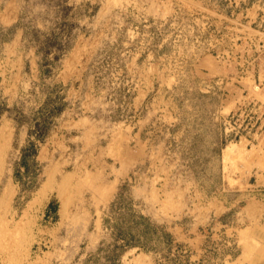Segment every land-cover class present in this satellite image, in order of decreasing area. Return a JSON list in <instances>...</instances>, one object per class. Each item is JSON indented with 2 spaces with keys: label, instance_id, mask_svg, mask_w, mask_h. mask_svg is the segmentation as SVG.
Wrapping results in <instances>:
<instances>
[{
  "label": "rangeland",
  "instance_id": "obj_1",
  "mask_svg": "<svg viewBox=\"0 0 264 264\" xmlns=\"http://www.w3.org/2000/svg\"><path fill=\"white\" fill-rule=\"evenodd\" d=\"M263 61L264 0H0V264H264Z\"/></svg>",
  "mask_w": 264,
  "mask_h": 264
},
{
  "label": "bare ground",
  "instance_id": "obj_2",
  "mask_svg": "<svg viewBox=\"0 0 264 264\" xmlns=\"http://www.w3.org/2000/svg\"><path fill=\"white\" fill-rule=\"evenodd\" d=\"M5 3H6V2H5ZM10 4H11V2H10ZM10 4H9V5H10ZM6 5H7V4H6ZM13 5H14V4H13ZM13 5H12V6H13ZM15 5H16V3H15ZM16 6H17V5H16ZM13 7H14V6H13ZM14 8H15V10H16L17 7H14ZM14 8H11V9H14ZM19 9H20V8H19ZM6 10H7V9H6ZM5 12H6V11H5ZM2 16H4V15H2ZM13 17H14V16H13ZM5 21L7 22V19H6ZM15 50H16V49H15ZM17 53H18V52H17ZM73 54H74V53H73ZM207 56H208V55H207ZM209 57H210V56H209ZM17 60H18V59H17ZM214 60H215V59H214ZM205 62H207V60H206ZM263 62H264V61H263ZM5 63H6V62H5ZM14 63H15V61H14ZM218 64H219V63H218ZM212 66H213V65H212ZM212 68H213V67H212ZM262 70H263V69H262ZM17 73H18V72H17ZM64 73H65V72H64ZM249 73H250V72H249ZM63 76H64V75H63ZM261 76H262V75H261ZM64 77H65V76H64ZM244 79H246V78H244ZM244 79H243V80H244ZM247 79H248V78H247ZM248 81H249V80H248ZM251 81H252V80H251ZM243 82H246V80H244ZM243 82H242V84H244ZM227 83H228V82H227ZM248 83L250 84V82H248ZM248 83L246 82L247 85H248ZM228 84H229V83H228ZM244 86H245V85H244ZM235 87H236V86H234V88H232V89H236ZM255 87H256V86H255ZM255 87H254V88H255ZM257 87H258V86H257ZM227 88H228V87H227ZM237 88H238V87H237ZM247 88H248V86H247ZM251 88H252V85H251L250 89H251ZM15 89H16V88H15ZM259 89H260V88H259ZM262 89H263V88H262ZM237 90H238V89H237ZM254 90H255V89H254ZM234 91H236V90H234ZM251 91H252V90H251ZM256 91H257V89H256ZM261 91H262V90H261ZM253 92H254V91H253ZM259 92H260V90H259ZM259 92H257V93L259 94ZM262 92L264 93V91H262ZM262 92H261L260 94H263ZM237 93H239V92H237ZM239 94H240V93H239ZM234 95H235V94H234ZM254 96H256V95H254ZM254 96H253V97H254ZM257 96H259V95H257ZM235 97H236V96H235ZM239 97H240V96H239ZM262 97H263V95H262ZM230 98H231V96H230ZM257 98H258V97H257ZM244 99H245V98H244ZM247 99H248V98H247ZM224 100H225V102L228 103V100H229V99L227 100L226 98H224ZM235 100H236V99H235ZM238 100H239V99H238ZM229 101H230V100H229ZM231 101H232V100H231ZM249 101H250V100H249ZM262 101H263V100H262ZM225 102H223V103H225ZM235 102H236V101H235ZM246 103H247V102H246ZM257 103H258V102H257ZM229 104H230V103H229ZM235 105H236V104H235ZM223 106L225 107V104H224ZM246 106H247V105H246ZM246 106H245V107H246ZM249 106H250V105H249ZM253 106H254V105H253ZM261 106L264 107L263 105H261ZM222 109H223V108H222ZM252 109H253V108H252ZM254 109H255V107H254ZM219 110H220V109H219ZM244 110H245V109H244ZM247 110H248V109H247ZM255 110H257V108H256ZM255 110H254V111H255ZM260 110H261V109H260ZM262 110H263V109H262ZM245 111H246V110H245ZM249 111H250V110H249ZM263 111H264V110H263ZM242 112H243V111H242ZM240 113H241V112H240ZM252 113H253V112H252ZM252 113H251V114H252ZM238 115H239V114H238ZM244 115H245V114H244ZM259 115H260V114H259ZM241 116H243V115H241ZM246 116H247V115H246ZM252 116H253V115H252ZM236 118H237V117H236ZM250 118H251V117H250ZM263 118H264V117H263ZM240 120H241V119H240ZM252 120H253V119H252ZM263 120H264V119H263ZM229 123H230V122H229ZM237 123H238V122H237ZM240 123H241V122H240ZM243 123H244V122H243ZM260 123H261V122H260ZM245 124H246V123H245ZM255 124H256V123H255ZM253 125H254V124H253ZM253 125H252V126H253ZM228 126H229V125H228ZM256 128H257V127H256ZM256 128H255V129H256ZM245 129H246V128H245ZM249 130H250V129H249ZM249 130H248V131H249ZM3 131H4V130H3ZM257 131H258V130H257ZM243 132H244V131H243ZM254 132H255V131H254ZM227 133H228V132H227ZM260 133H261V132H260ZM6 134H7V133H6ZM260 135H262V134H260ZM260 135H259V136H260ZM113 136H114V135H113ZM242 136H244V135H242ZM253 136H254V135H253ZM257 136H258V135H257ZM263 136H264V134H263ZM247 137H248V136H247ZM248 138H249V137H248ZM258 138H259V137H258ZM0 139H1V138H0ZM260 139H261V137H260ZM242 140H243V138H242ZM261 140H262V139H261ZM259 141H260V140H259ZM261 142H262V141H261ZM263 142H264V141H263ZM0 143H1V142H0ZM231 144H232V143H231ZM239 144H240V143H239ZM262 146H263V145H262ZM241 147H242V146H241ZM242 148H243V147H242ZM226 149H228L229 151L233 150V152H234L235 150H237V151H241V148L239 147L238 143H237V145H234V144H233V145H229L228 148H226ZM226 149H225V150H226ZM243 149H244V148H243ZM247 149H249V148H247ZM228 150H227L226 155L229 156L230 154H228V153H230V152H229ZM245 150H246V149H245ZM254 150H255V149H254ZM256 150H257V149H256ZM248 151H250V150H248ZM0 152H1V151H0ZM245 152H246V151H245ZM251 153H252V152H251ZM256 153H257V152H256ZM259 153H260V152H259ZM234 154H236V151L234 152ZM243 154H244V153H243ZM243 154L240 153V155H243ZM238 155H239V154H238ZM246 155H247V154H245V156H246ZM260 155H262V153H261ZM228 156H227V157H228ZM235 156H236V155H235ZM243 156H244V155H243ZM249 156H250V153H249ZM255 156H256V155H255ZM123 157H124V156H123ZM247 157H248V156H247ZM258 157H259V156H258ZM263 157H264V156H263ZM119 158H120V156H119ZM231 158H233V157H231ZM239 158H242V157L239 156ZM239 158H238V159H239ZM260 158H261V157H260ZM260 158H259V159H260ZM235 159H236V158H235ZM247 159H248V158H247ZM256 159H257V158H256ZM256 159H255V160H256ZM262 159H264V158H261V160H262ZM245 160H246V159H245ZM251 160H252V159H251ZM255 160H254V161H255ZM235 161H237V160H235ZM254 161H253V163H254ZM262 161H263V160H262ZM258 162H259V161H258ZM260 162H261V161H260ZM242 163H243V161H242ZM253 163H252V165H250V163L248 162V163H246V165L248 164L249 166H253ZM263 163H264V162H263ZM235 165H236V164H235ZM244 165H245V163H244ZM248 165H247V167H246V170L249 169V168H248ZM254 165H255V163H254ZM256 165H257V163H256ZM258 165H259V164H258ZM261 166H262V164H261ZM261 166H260V167H261ZM244 167H245V166H244ZM262 167H263V166H262ZM262 167H261V168H262ZM258 168H259V167H258ZM233 169L235 170V167H233L232 170H233ZM237 169H238V168H237ZM250 169H251V168H250ZM263 170H264V169H263ZM244 171H245V170H244ZM259 178H260V177H259ZM89 180H90V179H89ZM256 180H257V179H256ZM258 180H259V179H258ZM260 180H262V179H260ZM232 182H233V181H232ZM262 182H263V181H262ZM230 183H231V181H230ZM240 184H241V183H240ZM64 188H65V187H64ZM103 191H104V189H103ZM251 206H252V205H251ZM249 207H250V206H249ZM249 207H248V209H249ZM259 211H260V210H259ZM259 213H260V212H259ZM243 214H244V213H243ZM8 221H9V220H8ZM242 221H243V220H242ZM251 221H252V220H251ZM244 222H245V221H244ZM261 226H262V225H258L257 227H261ZM14 229H15V228H14ZM262 231H264V229H262ZM20 233H21V232H20ZM4 237H5V236H4ZM247 237H249V236H247ZM245 238H246V237H245ZM256 238H257V237H256ZM4 240H5V239H4ZM15 240H16V239H15ZM20 241H21V240H20ZM256 242H257V241H256ZM258 242H259V241H258ZM260 242H261V241H260ZM8 246H9V245H8ZM10 247H11V246H10ZM11 248H12V247H11ZM6 250H7V249H6ZM5 254H6V253H5ZM263 255H264V254H263ZM10 256H11V254H10ZM256 257H257V256H256ZM17 258H18V257H17ZM258 258H259V256H258ZM7 260H8V259H7ZM252 262H253V261H252Z\"/></svg>",
  "mask_w": 264,
  "mask_h": 264
},
{
  "label": "built area",
  "instance_id": "obj_3",
  "mask_svg": "<svg viewBox=\"0 0 264 264\" xmlns=\"http://www.w3.org/2000/svg\"><path fill=\"white\" fill-rule=\"evenodd\" d=\"M246 125H249V122ZM233 128H236V126H233Z\"/></svg>",
  "mask_w": 264,
  "mask_h": 264
}]
</instances>
